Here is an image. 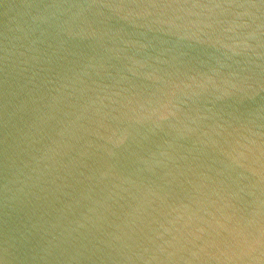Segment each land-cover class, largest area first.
Masks as SVG:
<instances>
[{
	"label": "water",
	"instance_id": "obj_1",
	"mask_svg": "<svg viewBox=\"0 0 264 264\" xmlns=\"http://www.w3.org/2000/svg\"><path fill=\"white\" fill-rule=\"evenodd\" d=\"M0 264H264V0H0Z\"/></svg>",
	"mask_w": 264,
	"mask_h": 264
}]
</instances>
